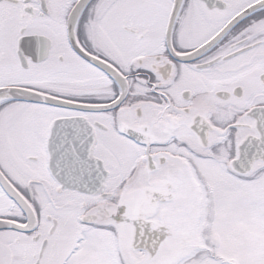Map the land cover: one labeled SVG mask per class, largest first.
<instances>
[{
  "label": "snow or ice",
  "instance_id": "1",
  "mask_svg": "<svg viewBox=\"0 0 264 264\" xmlns=\"http://www.w3.org/2000/svg\"><path fill=\"white\" fill-rule=\"evenodd\" d=\"M0 264H264V0H0Z\"/></svg>",
  "mask_w": 264,
  "mask_h": 264
}]
</instances>
